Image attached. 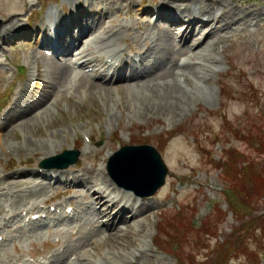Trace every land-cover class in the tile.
I'll use <instances>...</instances> for the list:
<instances>
[{"label":"rangeland","instance_id":"rangeland-1","mask_svg":"<svg viewBox=\"0 0 264 264\" xmlns=\"http://www.w3.org/2000/svg\"><path fill=\"white\" fill-rule=\"evenodd\" d=\"M81 1L85 9L93 10L89 14L97 18V31L110 26L117 32L105 36L102 43L92 42L96 43L88 52L89 58L105 62L110 51L122 50L124 59H137L135 51L144 56L150 49L160 53L166 47L160 30L167 26H155V12L146 16L164 0H102L108 18L100 9L101 0ZM198 1L213 8L218 24L209 30L219 32L213 37L217 45H208L193 59L180 52L167 75L155 71L153 83L175 78L187 98L177 106L167 101L168 106L163 107L162 101H157L147 111L144 88L115 82L105 85L89 76L78 82L80 72L68 75L63 85L56 84L57 62L39 57L44 55L40 49L43 33L33 31L49 19L50 12L61 13L64 7L68 10L76 0H0V28L15 21V28L18 23L27 30L13 45L0 41L4 50L0 59L7 58L3 64L7 72L0 68V105L4 96L15 95L22 88L34 89L32 98L46 102L30 114L34 116L30 128L18 127V122L0 129V178L22 166L40 169V164L48 162L53 168L62 162L57 160L60 154L74 149L80 152L79 160L69 168L84 170L85 183L88 176L93 182L96 171H107L109 158L119 149L139 145L156 148L168 169L165 185L146 200L154 208L152 212L148 210L150 213L127 231L110 235L109 230L98 227L95 236L90 232L93 227H88L91 224H74L64 218L61 226L48 219L40 229L33 228L24 213H38L50 200H54L50 205L61 202L68 209L69 201L75 203L81 197L60 194L64 185L43 188L37 182L19 181L13 173L0 181V264H21L20 260L44 264L46 256L52 255L53 264H110L107 254L128 263L134 258L137 264H264V0ZM192 8L198 11L199 5ZM183 62L191 66L177 77L182 71L177 63ZM167 67H163L164 72ZM19 68L28 71L22 82H16ZM22 91L31 93L29 89ZM37 113L40 115L35 117ZM0 115L1 124L4 110ZM37 142L51 145L54 154L33 151ZM221 160L230 161L231 169L238 173L239 179L231 172L236 198L250 206L239 216L234 215L223 194ZM51 210L49 206L47 211ZM161 218L174 227L165 225L158 235ZM183 232L188 237L183 236L179 245Z\"/></svg>","mask_w":264,"mask_h":264},{"label":"bare ground","instance_id":"bare-ground-1","mask_svg":"<svg viewBox=\"0 0 264 264\" xmlns=\"http://www.w3.org/2000/svg\"><path fill=\"white\" fill-rule=\"evenodd\" d=\"M187 1L186 3L184 0H164L162 5H159L161 7L158 10L161 12L160 15L164 18V20H159V22L163 21L161 24L168 27V28L163 27L161 29L162 31L160 30L161 34H163L162 39L164 41V44H166V47L162 48V52L160 53H156L154 49H150L147 53L145 52L146 54L144 56H140L141 59H140L139 65L146 66L145 70H143L142 67L139 68L141 73H138L135 70V64L122 63L121 60L118 58L119 57L118 50L110 51L107 54L108 58H111L114 63L119 62V64L117 65V69L114 72V75H117L116 81L118 82V84H121V85L124 84V86L128 88L129 87L130 88L131 87L132 88H137V87L144 88L143 90L144 92L142 93V98H144L145 100L143 104L145 105V108H146L145 110L147 111L151 110V108H154V106H156L154 104H156L157 101H160V102L162 101L161 106L167 107L168 106L167 101H171L172 105L177 106L178 104L183 102L185 98H187L186 92L183 91L184 89L179 87L178 83H176L177 79L175 78H173L171 82H165V83L154 82L153 83L151 78L156 74L155 71H158L160 73H163L164 75H167L171 72L170 68L172 69V65H173L172 63H173L174 57L178 55L180 52H183L184 54L183 56L189 55L188 57L190 59H193L194 56L195 57L200 56L207 49L208 45H212L213 47L217 45L216 41L213 40L214 39L213 37L219 32L216 33V30H213V29L209 30V28L216 22L215 15H213V8L210 5L205 4L202 1H198V0H187ZM210 1H217V0H210ZM104 2L105 1L101 0L100 3L102 7H100V9L101 11H103L105 18H108V14H105L104 12V11L107 12L105 7L103 6ZM193 5L194 6L199 5L198 11H195V9L192 8ZM81 6L83 5L78 4V8H81ZM168 7H172V8L167 9ZM78 10H81V9H78ZM163 13H167L168 15L167 14L163 15ZM148 15H150V12H148ZM54 16H55V19L58 20L57 26H56V31L58 32L57 35L59 37V41H61V43L63 44L67 42L65 37L73 36V33L70 31H67L66 34L63 36L61 29L67 28L68 23L62 24L61 23L62 21L59 20L58 15H56V13L54 14ZM96 19L97 18H93L92 20L90 19L86 23H80L81 25L78 29L80 31L78 32V34H75L74 36V43L73 45L70 46L71 48L70 52L69 50L67 51V50L62 49V46L60 44L56 45L55 47H52L50 46L52 44L50 41L43 40L42 46L51 49L55 56L58 55L56 54L55 51L59 50L61 52V49L66 53L69 52L67 54L68 58H66L64 62L60 63V62H57L55 58L52 59L53 61L57 62V65L55 68V77L57 80L56 82L57 85L62 84L63 80L66 79L68 75L70 76L71 74H73L75 66L78 67V70L80 72L78 82H80L81 79L88 78V75L84 72V69L89 68V67L94 68L93 72H96V73L97 72L100 73L102 71V74L97 77L98 78L96 79L97 81H101L105 77V74H103L104 73L103 68L106 69L107 63H104L100 61L99 59L97 60L94 58L93 59L89 58L88 57L90 55L89 51L91 50L92 44L96 43V42L95 43H92V42L100 40L102 43L103 41L106 40L105 36L107 37L109 35L113 36L114 34H117V32L114 29H111L110 26L108 27L104 26L102 29V32L97 31L98 26L96 29V25L93 24L92 22V21H96ZM70 20L72 23L77 22V20L73 18H70ZM14 22L11 25L4 23L5 26L3 25L0 28V40L5 41L6 44L13 42L11 40H13L15 37H19L20 31L21 32L24 31L23 27H21L18 23H16L17 27L15 28ZM216 23L218 24V22ZM99 24H101V22H99ZM173 26L180 27L183 29L180 31H175V30L170 29ZM196 39H197V43L196 42L194 43ZM217 41L219 42V40ZM176 46L179 49H177ZM0 51H1V47H0ZM74 52L75 53L77 52V55L75 56V58L73 56ZM155 53H156V56H155ZM36 58H38V56ZM72 58L74 59L72 60ZM144 58H145V64L143 62ZM166 64L168 65L167 68L169 69L164 72L165 68L163 67H165ZM177 65L182 70L181 72L178 71V73L176 74L177 77L178 75H182V72L183 73L186 72V69L188 68V66H191L186 62H184L181 65L177 63ZM202 65L203 63H201L199 66H202ZM69 71H71L70 74H68ZM92 77H94L93 74H92ZM104 84L105 85L108 84V81L105 82ZM50 85L53 86L54 84L50 83ZM157 88H160V89H157ZM26 91L28 92V89H26ZM44 102H45L44 99L32 98L31 96H29V94L24 93L23 98H18L16 102L13 104L14 105L13 107L16 109V110L14 109V113H7L5 115L4 122L0 124V129L6 130L4 128H7L9 124L11 125L13 123H18V122H19L18 127L23 126L25 128H28V127L30 128L31 124L33 123L32 118L34 117V116L30 117V114L36 113L37 109L41 108V106H43L46 103ZM39 115L40 113H37L35 117ZM39 146H40V143L38 142L33 144V151L34 150L43 151V152L48 151V152H51L50 154L54 152L53 151L54 148H52L51 145L42 146V143H41L40 148ZM132 155L138 156L136 153H133ZM112 158L113 156L110 158V162ZM26 171L27 170H23L22 172L18 171L19 181L20 179H24L28 182H32V181L35 183L37 182L40 185V187H43V188L53 186V184L49 180H47L49 178L44 179L43 177H41L40 174L31 175L29 173H26ZM30 171H32V169H30ZM83 171L70 168L68 171H65V172L75 173L76 175H74L72 179L61 181V179L57 177V180L61 183L63 182L67 188H69L70 186L72 187L71 190L66 188L67 192H69L70 194H74V192H76L75 195L76 196L80 195L81 197V203L78 205H82L83 209L80 206H78L74 208V212H76V214H79L77 210L79 209L82 211L80 214L83 215L85 212H87L88 214L87 216H84V217L78 216V218L74 220V224L77 222L82 223L86 226L90 224L91 225L94 224L98 228L99 224L103 220L104 229L109 230L110 235H111V233L113 234L114 231L115 232L127 231L126 228L128 229V227L130 226L132 227V225H135V222H137L138 219H143L144 217H146L148 213L154 210L153 207L146 204V200L144 198L137 196L132 191H126L124 188L117 186L118 182L115 183L111 177L106 175V172L105 173L103 172L104 170L99 169L96 171L97 174L95 175V179L93 182H92V179H93L92 177H89V176H88L89 178L86 177L87 183H85L83 176H85L86 174L83 173ZM35 172L36 171L33 170L31 173H35ZM65 172L61 171V173H65ZM99 174L100 176L96 178V176ZM90 178L92 179L90 180ZM53 179L54 178H52V181ZM2 180L3 178H0V181ZM81 181L83 183H81ZM17 184H20V183H17ZM141 201L142 203H140ZM148 210H150V212L147 213ZM61 214H65V213L61 212ZM89 214L92 216L89 217ZM18 216L22 218L20 214H18ZM88 220L91 223H89ZM34 227L36 229H40L41 226H38V228L36 226H33V228ZM123 227H125V229ZM85 254L86 253H84V256ZM56 257H59V255H57ZM53 258H55V256ZM53 258L49 259L47 263L53 264L54 263ZM79 259H80L79 261H81L83 258L81 259L79 256ZM106 259L108 260V262H110V264H137L134 258H132L131 260L128 259L130 261L128 263L126 260L116 261L114 260V257H111L109 254H107ZM178 259L179 258H177V260ZM63 262L65 261H62V263ZM23 263L27 264L24 261Z\"/></svg>","mask_w":264,"mask_h":264},{"label":"water","instance_id":"water-1","mask_svg":"<svg viewBox=\"0 0 264 264\" xmlns=\"http://www.w3.org/2000/svg\"><path fill=\"white\" fill-rule=\"evenodd\" d=\"M78 156V152L64 153L58 157L63 161L58 167L67 168L77 162ZM109 171L119 184L142 197L152 196L162 187L168 172L161 155L151 146L124 147L113 156Z\"/></svg>","mask_w":264,"mask_h":264},{"label":"trees","instance_id":"trees-1","mask_svg":"<svg viewBox=\"0 0 264 264\" xmlns=\"http://www.w3.org/2000/svg\"><path fill=\"white\" fill-rule=\"evenodd\" d=\"M258 139H259V137H258ZM256 141L255 140H253V143H255ZM232 167H231V164H230V161L229 162H227V163H225L223 160H221V166L219 167V169H221L222 170V172H221V176H222V178H224L225 179V186H226V188H227V190H226V192H225V196H226V199H227V202L229 203V206H230V208L232 209V211H233V213H234V215L235 216H239L240 215V213H242L243 211H245V210H247V208H249L250 206H247V205H244V204H242L240 201H238V199L236 198V194H235V189H234V184H233V178L231 177V172H232V174L237 178V179H239V177H238V173L236 172H234L232 169H231ZM244 168H239V170L240 171H242ZM239 175H240V173H239ZM240 209V210H239ZM182 223H185V222H182ZM173 223L172 222H162L161 224H160V231H162V229H164L165 228V225H166V227L168 226V225H171V227H174L173 225H172ZM183 236H186V237H188V235L187 234H185L184 232H183V234H182V237L180 236L179 237V245L181 244V243H183ZM177 240V241H178ZM172 244V243H171ZM178 245V246H179ZM175 251H176V249H175ZM182 254V253H181ZM179 256V255H178ZM180 261V260H179Z\"/></svg>","mask_w":264,"mask_h":264}]
</instances>
